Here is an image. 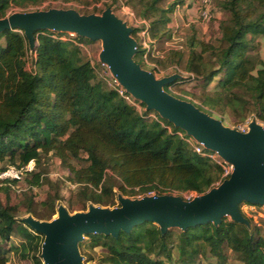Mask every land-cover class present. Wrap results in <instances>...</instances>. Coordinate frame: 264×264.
Wrapping results in <instances>:
<instances>
[{"label": "trees", "instance_id": "obj_1", "mask_svg": "<svg viewBox=\"0 0 264 264\" xmlns=\"http://www.w3.org/2000/svg\"><path fill=\"white\" fill-rule=\"evenodd\" d=\"M44 1L0 0V18L12 7L29 11L30 6ZM127 3L137 17L148 20L150 42L172 40L174 30L169 25L184 0ZM213 4L227 14L219 23L220 35L214 40L193 37L188 41L185 70L189 75L179 73L181 77L164 89L191 101L172 93L170 87L188 78L207 89L216 80L214 90L200 95L201 103L191 102L212 116L214 110L227 111L240 121L252 116L264 122V62L255 52L256 39L264 36V0H213ZM137 32L138 28H133L131 35ZM64 34L36 30L30 48L22 28L0 32L1 162L22 167L32 159L38 161L42 154H54L69 168L70 179L80 185L84 211L91 204L113 208L119 194H203L224 180L223 168L197 153L178 133L184 130L156 110H139L97 80L79 45L94 40L79 34L64 39ZM144 51L138 42L134 59L147 69ZM185 54L181 46L156 57L149 55L159 68L167 69L171 64L177 68ZM82 154H86L84 166L70 163ZM7 167H0V172ZM30 173L32 181L39 184L40 174ZM50 202L46 216L33 215L52 220L55 199ZM16 210L8 193L0 197V238L9 240L15 231L22 237L20 244L11 246L17 255L11 264H44L41 253L45 236L17 218ZM28 210L32 212V208ZM246 218L248 225L225 216L219 224L208 222L184 229L174 226L164 232L157 223L144 221L117 236L86 234L79 250L86 261L90 249L104 248L96 264H201L200 256L207 253L217 257L220 264H227L226 249L240 254L244 264H264V233ZM8 262L7 256H0V264Z\"/></svg>", "mask_w": 264, "mask_h": 264}, {"label": "water", "instance_id": "obj_2", "mask_svg": "<svg viewBox=\"0 0 264 264\" xmlns=\"http://www.w3.org/2000/svg\"><path fill=\"white\" fill-rule=\"evenodd\" d=\"M14 27L24 30L30 48L34 45V32L39 29L74 32L102 40L104 48L99 59L109 66L128 93L234 165L228 178L191 199L162 194L132 200L119 194L120 205L113 208L91 204L86 211L70 214L60 206L57 219L40 220L32 215L23 218L45 236L41 253L44 264H83L79 242L86 234L117 236L121 230L130 231L144 221L157 223L163 232L174 226L184 229L208 222L219 224L225 216L249 224L240 205L243 202L264 204V126L261 123L253 118L248 124L249 130L241 132L224 125L193 102L167 92L164 86L181 75L174 73L157 79L136 62L138 43L131 35L133 28H128L110 7L102 16L81 14L76 9L50 8L0 18V32Z\"/></svg>", "mask_w": 264, "mask_h": 264}, {"label": "rangeland", "instance_id": "obj_3", "mask_svg": "<svg viewBox=\"0 0 264 264\" xmlns=\"http://www.w3.org/2000/svg\"><path fill=\"white\" fill-rule=\"evenodd\" d=\"M90 2V3H87ZM107 4V5H106ZM110 7L112 12L123 19L126 22L128 28H138V32L132 37L139 42L140 47L144 49L143 61L147 69L152 72L157 79L164 78L168 75L174 73H180L183 76L189 75V73L185 70V62L188 56L187 43L193 37L203 40H214L217 38L219 33V27L216 26L212 20H208L209 23H206V30L203 25L194 23L191 25L182 24V20L177 16V24L174 27H171L174 30L173 38L170 40L171 44L167 45L165 42L159 44L156 41L148 43V46L144 45V36L142 31L148 26V20L139 18L135 14L134 9L127 3V0H45L42 4L37 6H30L29 10H38L44 11L47 9H79L81 11L90 12L93 11L95 16H102L103 11ZM104 8V10H102ZM23 11V9L18 7L10 8L8 15H13L18 12ZM173 17V16H172ZM202 20V19H201ZM174 28V29H173ZM65 34L61 37L64 39L74 38L71 32H64ZM182 38V39H181ZM208 38V39H206ZM151 40V39H150ZM83 42V46H81L82 55L85 59L100 61V52L103 50L102 40H94L92 42ZM257 48L255 52L259 55V57L264 62V36H259L256 39ZM184 46L186 50V54L181 59L182 63L175 68V64L169 65L167 69L159 68L156 62L152 61L150 55H154L155 57L164 53L165 50L172 48H180ZM28 67H30V63H28ZM97 80L107 83L98 76L96 73ZM216 84V80L211 83V85L204 89L201 82H198L195 79L185 78L184 81H179L175 85L171 86L170 89L172 93L189 99L195 103H201L200 95L206 90H214ZM140 106L139 110L146 109V106L142 104L141 101L137 100ZM214 117L217 119H221L223 124L226 126H235L241 122L236 117H233L229 112H220L218 110H214ZM155 116L154 113L151 114ZM252 117V116H250ZM248 119V118H247ZM197 154V153H196ZM70 163L76 167L84 166L86 161V154H82L78 158H74L70 160ZM2 166H18L17 164H12L9 161L1 162L0 167ZM24 167L32 168L31 171L23 172L21 178H9V179H0V197L4 198L5 193H8L9 201L12 205L17 206V210L15 214L17 218H28L29 216H33L37 218L33 214H42L46 216V214L51 210V202L50 199H55V214L52 219L59 218V207H64L70 214H74L76 212L84 211L83 205L80 202L79 190L80 185L74 183L70 178L71 173L69 168L65 163H63L57 156L52 153L42 154L40 159L36 161L35 159L30 160ZM30 172H37L40 174L41 181L39 184H36L32 181V174ZM218 185V184H215ZM9 190L5 192V188ZM199 195V194H196ZM181 195L185 199H191L192 193L185 192L183 194H175ZM129 199L140 198L138 196H125ZM120 202L116 199V204L113 207L119 206ZM248 202H243L240 207L245 213L246 217H248L251 221L250 225L257 224L261 227L264 233V220H261L262 216L259 213H263L262 209L257 206L256 212L252 211L251 208L247 207ZM105 207V206H104ZM28 208H32V212L28 210ZM230 218V216H229ZM39 219V218H37ZM41 220V219H40ZM22 241V237L18 231H15L12 237L9 240H2L0 238V256H7L9 258V262L7 264H11L16 261L17 255L11 249L12 245L20 244ZM104 248L96 247L95 249H90L88 251L90 258L86 259L84 256L83 264H96L99 257L103 254ZM225 253L227 255V264H244L241 255L233 252L231 249H226ZM201 264H220L219 259L209 253L203 254L200 256Z\"/></svg>", "mask_w": 264, "mask_h": 264}, {"label": "built area", "instance_id": "obj_4", "mask_svg": "<svg viewBox=\"0 0 264 264\" xmlns=\"http://www.w3.org/2000/svg\"><path fill=\"white\" fill-rule=\"evenodd\" d=\"M199 10H200V18L202 20L208 21L215 18V10H214V4L213 0H200L199 3ZM148 25V24H147ZM144 36V45L148 46L150 43V37L148 34V26L142 31ZM72 36H76L77 34L74 32L70 33ZM80 46H83V42L79 43ZM90 64L93 66L95 72L102 78L106 83L107 86L116 90L120 95H122L128 102L135 105L138 109L140 108L137 99H135L130 93L127 92V90L124 88L123 85L120 84L118 79L113 76L111 73L109 66L101 61H93L89 60ZM255 118L259 123H261L264 126V122L260 121L256 117H249L244 122H241L235 126H232L233 128L238 129L241 132H247L248 124L249 122ZM178 133L185 138V140L192 146V148L199 154L208 156L212 160H214L216 163H218L223 168V178H228L231 173L234 170V165L228 161H226L224 158H222L216 151L210 150L207 147H205L203 144L199 143L194 137L187 135L186 132L178 131ZM32 168L28 167H16V166H9L5 170L0 172V179H9V178H21L24 170L25 171H31ZM220 182H217L216 184H219ZM192 196H194V192H191ZM148 195H154V193H149ZM138 197H143L141 195H138ZM259 206L262 209L263 213H259L262 216H264V204H254V203H248L247 207L251 208L252 211H257L255 207Z\"/></svg>", "mask_w": 264, "mask_h": 264}, {"label": "crops", "instance_id": "obj_5", "mask_svg": "<svg viewBox=\"0 0 264 264\" xmlns=\"http://www.w3.org/2000/svg\"><path fill=\"white\" fill-rule=\"evenodd\" d=\"M199 3H200V0H184V3L179 5L177 9L175 10V12L173 13L172 21L170 22L169 26L174 27V25H178L176 19H177V16H179V19L182 20V24L191 25V24L197 23V24H200L201 26L203 25L204 29L206 30L205 24L209 23V21L201 20ZM214 10H215V18H213L212 21L216 23L217 27H219L220 21L226 18L227 14L225 11L221 10L219 7L215 5H214ZM165 43L167 45L171 44L170 41H166Z\"/></svg>", "mask_w": 264, "mask_h": 264}]
</instances>
